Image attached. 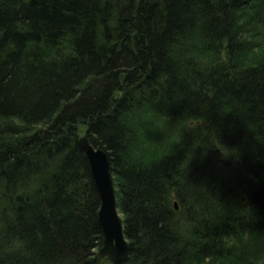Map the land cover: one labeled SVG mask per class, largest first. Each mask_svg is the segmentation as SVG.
<instances>
[{
	"label": "trees",
	"instance_id": "16d2710c",
	"mask_svg": "<svg viewBox=\"0 0 264 264\" xmlns=\"http://www.w3.org/2000/svg\"><path fill=\"white\" fill-rule=\"evenodd\" d=\"M154 114L182 138L146 131ZM84 135L109 155L128 261L99 256ZM260 257L264 0H0V264Z\"/></svg>",
	"mask_w": 264,
	"mask_h": 264
},
{
	"label": "water",
	"instance_id": "95a60500",
	"mask_svg": "<svg viewBox=\"0 0 264 264\" xmlns=\"http://www.w3.org/2000/svg\"><path fill=\"white\" fill-rule=\"evenodd\" d=\"M80 144L88 157L93 179L101 197L99 222L104 240L99 250V256L111 263L128 261L130 257L129 243L118 209L109 155L104 149L95 147L87 135L80 138ZM176 208H178L177 204Z\"/></svg>",
	"mask_w": 264,
	"mask_h": 264
},
{
	"label": "clouds",
	"instance_id": "9594fccd",
	"mask_svg": "<svg viewBox=\"0 0 264 264\" xmlns=\"http://www.w3.org/2000/svg\"><path fill=\"white\" fill-rule=\"evenodd\" d=\"M154 115L156 116V119L158 120V125L155 129H147L146 131H157L162 136L164 135L165 131H167L168 137H165V139L171 138V137H177V139L182 138V136H178L177 130L174 127L170 126L171 125V118L170 117L163 115V114H154ZM144 123H146V124L151 123V121H145ZM205 155L201 156V158H203ZM220 156L222 159L231 158L233 161H239V159L241 157V155L238 152L236 154L229 155V156H224L222 153H220ZM237 157H239V158H237ZM194 158H195V155L192 157L190 164ZM189 167H190V165H189ZM247 209L249 210L250 217L252 219L253 218L252 210L250 207ZM254 264H264V257H260L257 261L254 262Z\"/></svg>",
	"mask_w": 264,
	"mask_h": 264
},
{
	"label": "bare ground",
	"instance_id": "6f19581e",
	"mask_svg": "<svg viewBox=\"0 0 264 264\" xmlns=\"http://www.w3.org/2000/svg\"><path fill=\"white\" fill-rule=\"evenodd\" d=\"M175 220V219H174Z\"/></svg>",
	"mask_w": 264,
	"mask_h": 264
}]
</instances>
